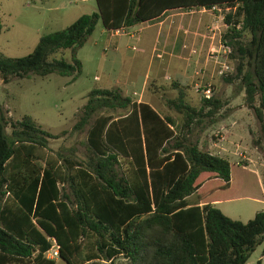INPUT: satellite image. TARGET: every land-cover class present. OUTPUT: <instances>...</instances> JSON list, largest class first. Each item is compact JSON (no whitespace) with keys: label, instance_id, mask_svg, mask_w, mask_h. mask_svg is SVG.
<instances>
[{"label":"trees","instance_id":"trees-1","mask_svg":"<svg viewBox=\"0 0 264 264\" xmlns=\"http://www.w3.org/2000/svg\"><path fill=\"white\" fill-rule=\"evenodd\" d=\"M95 2L97 11L43 34L28 55L0 53L2 82L30 73L75 78L81 69L76 51L98 20L111 31L157 21L166 10L217 7L226 10L223 38L236 60L245 106L264 134V0ZM65 49L72 62L56 58ZM171 87L177 97L167 103L183 114L179 120L117 89H92L73 126H87L83 159L53 155L48 143L57 135L28 115L9 119L0 106V264H114L117 258L123 259L119 264L246 263L264 244V212L241 222L214 207L239 184L226 158L188 138L194 122L214 115L218 102L202 97L196 109L185 102V86ZM116 108L126 113L93 118ZM193 194L198 202L190 204ZM50 239L59 246V262L45 258Z\"/></svg>","mask_w":264,"mask_h":264},{"label":"rangeland","instance_id":"rangeland-1","mask_svg":"<svg viewBox=\"0 0 264 264\" xmlns=\"http://www.w3.org/2000/svg\"><path fill=\"white\" fill-rule=\"evenodd\" d=\"M95 11V0H0V53L11 58L26 56L32 52L43 34L64 29L79 16ZM225 13L226 10L220 8L204 13H199L196 9L193 15L224 16ZM222 22L218 20L214 37V45L221 47L211 50L207 46L202 50L188 78L181 80L186 87V104L196 109L202 99L198 87L203 88L207 84L213 86L211 97L218 102L217 109L214 110V115L203 117L199 123L194 122L188 138L203 149H207L211 142L221 137L230 144L239 145L237 158L224 156L231 165L234 185L239 184L235 191H239L235 195L238 198L221 201L213 206L233 220L246 222L264 208V191L261 190L264 185V134L260 132L259 122L253 111L245 106L243 89L240 81L235 78L236 60L230 58V50L223 51V35L226 28ZM209 23V19L205 21L204 31ZM119 40L124 43H121L116 51L114 43L110 42L109 31L104 28L101 20H98L85 44L76 51L75 57L80 61L81 69L75 78L56 72L44 76L30 73L22 78L12 77L7 83H3L0 78V104L6 116L15 120L28 115L42 129L57 135L58 138L50 139L48 143L49 152L53 155L58 151L85 158L88 154L85 143L87 126L78 130H74L73 126L87 100V94L94 88H115L116 80L123 81L132 69V60L143 55L131 49L132 46L137 49V41L130 40L124 34H121ZM162 50L164 48L158 46L153 49L154 60H168V53ZM183 50L182 56L189 58L188 49ZM156 54H160V57ZM146 56L149 57V53ZM56 58L72 62V53L70 49H65L57 54ZM218 62L228 65L229 70L224 74L231 77L228 82L217 74L221 67ZM139 73L142 77L144 68ZM172 81L174 77L171 68L166 65L155 70L154 75L145 78L139 87L116 89L122 96L147 102L161 114L171 113L179 120L183 114L177 113L178 111L167 103L168 99L177 97V91L170 89ZM134 91L136 96H133ZM100 113L119 117L125 114L126 110H100L93 118ZM223 155L225 154L221 153V157ZM238 163L243 166L237 165ZM216 183L217 181H213L210 185L215 186ZM191 199L193 198H190V201ZM263 248V243L257 245L245 264H264ZM58 259L56 261L59 262ZM122 261V258H117L114 264ZM89 264L109 262L95 259Z\"/></svg>","mask_w":264,"mask_h":264},{"label":"crops","instance_id":"crops-1","mask_svg":"<svg viewBox=\"0 0 264 264\" xmlns=\"http://www.w3.org/2000/svg\"><path fill=\"white\" fill-rule=\"evenodd\" d=\"M84 1V0H83ZM196 9H171L166 10L159 20L153 21L150 23H141L136 24L134 26L129 27L131 30L137 31V37L135 39L129 38L130 40L137 41V49L133 51H139L143 55L136 57L131 62V70L128 72L127 77L123 81L116 80L114 86L115 88H99V89H116V88H125V89H133L134 87H139L141 83H144L145 78L149 75H154L155 70L162 68L164 66H168L171 68V73L174 77V81L179 84V86L183 85V81L181 78H188L190 70H192L198 59V54H201L202 50H205L208 46L211 50L220 48L219 46L216 47L214 44V37L215 31L217 29L218 24V16L215 14L213 15H201L198 16L193 15ZM97 11V6H96ZM209 11V10H207ZM207 11H203L202 8L197 9V12L204 13ZM210 21V25L206 26V31L203 30V25L205 21ZM108 31V30H107ZM111 41L114 43V50H118L121 43H124L123 40H119L121 34L112 35L109 31ZM162 47L164 50L162 52L168 53V60L167 61H158L153 59V49L155 47ZM186 46V48L184 47ZM136 47V46H135ZM194 48L198 52L193 55L187 51L189 58H184L182 54L184 53L183 49ZM149 53V57L146 54ZM186 59L187 61H184ZM145 62V63H144ZM146 64V66H145ZM162 65V67H161ZM144 68V74L140 76V70ZM196 72V71H195ZM171 91H175L172 87L170 88ZM137 93L134 91L133 96H136ZM128 97V96H127ZM130 98V97H129ZM131 99V98H130ZM132 100V99H131ZM134 102H141L139 99L132 100ZM144 102V101H142ZM86 103V102H85ZM151 105V104H150ZM1 106V104H0ZM156 111H158L153 105H151ZM1 111L6 112L3 110L1 106ZM160 113V112H159ZM179 113V112H177ZM161 114V113H160ZM124 115V114H123ZM122 115V116H123ZM161 115H170L174 116L173 114H161ZM87 129V128H86ZM224 138H219L214 142H211L207 149L209 152L219 155L222 157L227 156L228 158L238 157L239 156V145L238 144H230L229 141H225ZM200 147V146H199ZM220 153V154H219ZM264 185L261 186V190L263 189ZM239 191H237L234 195L220 199L214 200L213 205L221 202V201H228L237 199L238 196H235ZM250 197V196H244ZM190 198L191 199L190 201ZM252 198V197H251ZM254 199V198H252ZM190 204H195L198 201L196 200L194 194L188 197ZM199 205H201L199 203ZM261 211L264 212V208H261ZM56 261V260H55Z\"/></svg>","mask_w":264,"mask_h":264},{"label":"built area","instance_id":"built-area-1","mask_svg":"<svg viewBox=\"0 0 264 264\" xmlns=\"http://www.w3.org/2000/svg\"><path fill=\"white\" fill-rule=\"evenodd\" d=\"M217 7L212 8V10H214ZM219 9V8H218ZM203 11H207L208 9L202 8ZM210 11V10H209ZM223 17L224 16H218V19L220 21H223ZM223 23V22H222ZM223 25H225L223 23ZM226 28V25H225ZM112 33V35H118V34H124L127 35L129 38L131 39H135L137 37V31L131 30L129 27L128 28H122V29H116V30H111L110 31ZM186 48V46H184ZM223 51L225 52V50H230L229 47L227 45H223ZM132 50H136L135 46L131 47ZM196 49L194 48H189L188 51L191 55L195 54ZM157 57H160V54H156ZM218 64H221V67L217 70V74L218 75H224L228 72L229 67L226 63L224 62H218ZM199 88V87H198ZM213 92V86L211 84H207V86L203 87V89H201V94L202 97H211ZM51 240V246L50 248L45 252V258L46 259H51V260H56L59 258V246L57 245V243L55 242L54 239H50Z\"/></svg>","mask_w":264,"mask_h":264}]
</instances>
